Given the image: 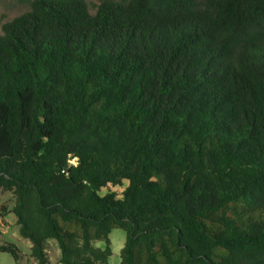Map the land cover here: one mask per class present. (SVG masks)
<instances>
[{"label":"trees","instance_id":"1","mask_svg":"<svg viewBox=\"0 0 264 264\" xmlns=\"http://www.w3.org/2000/svg\"><path fill=\"white\" fill-rule=\"evenodd\" d=\"M2 28L0 190L37 264L51 239L106 264L114 228L119 264H264V0H30Z\"/></svg>","mask_w":264,"mask_h":264},{"label":"rangeland","instance_id":"2","mask_svg":"<svg viewBox=\"0 0 264 264\" xmlns=\"http://www.w3.org/2000/svg\"><path fill=\"white\" fill-rule=\"evenodd\" d=\"M91 12L95 13L101 0H86ZM30 9V0H0V34L3 33V25L15 17ZM15 196L13 192L0 190V242H12L22 251L21 262L24 264H37L32 256V242L21 235L20 225L13 213ZM113 254L106 264H119L121 261V250L125 245L126 232L120 228H114L110 234ZM94 244L104 248V240H96ZM47 251L50 264H56L61 252L57 241L51 239L48 242ZM0 264H16V260L9 252H0Z\"/></svg>","mask_w":264,"mask_h":264}]
</instances>
